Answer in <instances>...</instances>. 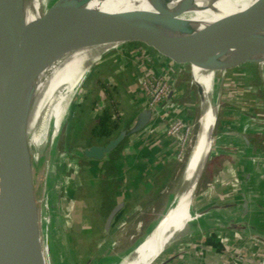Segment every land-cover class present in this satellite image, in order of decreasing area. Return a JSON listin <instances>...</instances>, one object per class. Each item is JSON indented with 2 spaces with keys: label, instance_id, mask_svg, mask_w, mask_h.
<instances>
[{
  "label": "water",
  "instance_id": "95a60500",
  "mask_svg": "<svg viewBox=\"0 0 264 264\" xmlns=\"http://www.w3.org/2000/svg\"><path fill=\"white\" fill-rule=\"evenodd\" d=\"M90 1L56 0L36 20L27 23L26 0H0V264H48L43 244L44 214L36 192L35 158L28 133L36 79L42 72L78 50L118 44L94 63L90 72L107 66L121 73L132 72L141 85L185 83L191 99L201 109L198 136L203 119L208 133L205 151L182 195L187 210H192L214 151L211 144L216 141L218 123L215 102L213 110H208V98L196 80V69L218 77L246 65L264 64V0H257L206 34L187 39L167 32L191 31L178 20L181 14L147 10L105 16L81 14L80 8ZM169 1L150 0V5L157 8ZM191 2L186 0L184 5ZM140 44L154 53L131 56L129 52ZM155 120L154 109L144 108L130 126L106 143L79 151L88 161H106L128 138ZM125 208L126 202H121L111 210L104 224L105 234L112 232ZM175 241L159 255L180 240Z\"/></svg>",
  "mask_w": 264,
  "mask_h": 264
},
{
  "label": "crops",
  "instance_id": "0c3cea01",
  "mask_svg": "<svg viewBox=\"0 0 264 264\" xmlns=\"http://www.w3.org/2000/svg\"><path fill=\"white\" fill-rule=\"evenodd\" d=\"M259 70V65L244 69L246 72ZM91 72L109 73L112 88L117 91L114 97L129 103L133 120L149 107L146 92L132 72L121 73L107 66ZM234 78L230 83L232 86L235 85ZM244 81L247 89L241 93L242 103L237 100L239 94L233 96L232 92H227V96H222L230 106L223 118L222 134L217 138L202 178L205 183L203 180L196 196V208L203 215L195 223L194 231L171 246L155 264H264V119L249 110V103H264L263 94H259L264 88L260 77L245 78ZM106 95L108 101L113 98L111 91ZM173 95L179 106L171 113L193 126L197 104L191 99L186 84H177ZM87 97V93L84 94L83 102L79 104H90ZM94 102L99 108L98 100ZM109 106L101 108L100 113ZM184 154L180 142L167 135L165 121L158 118L123 143L113 156V173L107 171L99 178L104 185L94 188L91 179L88 181L90 201L95 202L94 193L100 199L104 195L107 197L102 219L107 218L117 204L126 202L124 213L111 235L131 217L147 211L154 200L163 195L173 177V167L180 164ZM87 162L85 166L91 168L93 164ZM103 187L106 194L101 192ZM86 203L84 201L83 205ZM82 217L90 222L84 214Z\"/></svg>",
  "mask_w": 264,
  "mask_h": 264
},
{
  "label": "rangeland",
  "instance_id": "374dc122",
  "mask_svg": "<svg viewBox=\"0 0 264 264\" xmlns=\"http://www.w3.org/2000/svg\"><path fill=\"white\" fill-rule=\"evenodd\" d=\"M152 53L153 51L148 49L146 45L140 44L136 49L130 52V55L141 56ZM248 66L255 65H246L237 71H231L218 76L219 81H217L216 84L215 94V107H217L216 109L218 112L216 139L222 134L223 118L227 108L230 106L227 105L226 100L223 101V97L231 92L233 96L239 94L237 100L239 103H242L244 97L241 93L247 89V85L244 81L245 78L253 80L256 77H260L262 80V87L264 88V64L260 66L258 72L244 71ZM196 73V80L201 84V70L197 69ZM108 75L109 73H89L77 94L78 96L76 95V98L74 97L72 99L73 103L71 102L69 105V112L66 117L67 122L61 129L59 140L55 147V153L52 155L50 149L46 148L39 161L34 160L36 192L38 201L43 208L44 227L55 264H101L102 262L103 264H116L109 260L104 262L103 259L105 257L115 258L120 255L123 256L130 251L163 216L168 205L171 203L172 196L178 195L182 191L187 163L191 158L197 140L201 113V109L198 106L196 107V114L193 120L192 134L184 149L185 154L180 164L173 167V177L167 189L163 192V195L154 200V203L147 208V211L141 215L136 214L134 217H131L126 224L120 227L113 235H111L112 233L109 235L105 234L103 226L106 217L103 219L101 217L108 202L107 199H100L99 195L95 194H93L95 196V202H97L99 206L97 205V208H95L94 206L97 203L94 201L92 202V200L90 201L92 195L90 192L91 189L89 190L88 187V181L90 179L92 181L93 179L89 176V172L84 170L88 162L83 158L79 149L93 144L103 143L94 138L91 132L100 114L101 108L109 106V102L110 104L114 102L115 105H117L118 115L122 123L119 132L123 128L130 126L133 122L132 108L127 101L120 102L121 100L119 98L117 99L114 97L117 95V91L112 88L111 80H109ZM233 77H236V79L234 78L235 85L232 86L230 83ZM141 86L142 88L144 87L143 85ZM106 89L112 92L113 98L109 101L106 95ZM232 89L235 90V93ZM86 93L88 95L87 98L90 100H88V102L91 105L87 104L81 109L79 102H83V95ZM259 94L260 96L263 94L262 98L264 99V89H261ZM95 99L99 102V108L93 103ZM249 104L251 105L249 110L264 119V103ZM169 106V113L166 115H164V113L160 118L165 121L166 125L171 117H175L171 112H173L174 108H178L179 103L175 102ZM40 168H42L43 171H41ZM111 173H113V171H111ZM48 174H50L51 178L50 185L47 184L46 181ZM204 176L205 175H203V178ZM203 180L205 183V179H202L199 183L192 206V211L199 213L200 216L203 214L198 212L196 208V196L201 189V185L204 184L202 183ZM108 191L110 192V189H108ZM102 192L106 194L104 188ZM96 193H98V188ZM47 194L50 196L45 201ZM84 201L85 203L87 202L86 204L88 206L86 204L85 206L83 205ZM155 211L158 212L156 213ZM91 212H93V214ZM51 214H54V221L47 222L46 218ZM82 214H84L88 220L90 219V222L87 223L85 217H82Z\"/></svg>",
  "mask_w": 264,
  "mask_h": 264
},
{
  "label": "bare ground",
  "instance_id": "6f19581e",
  "mask_svg": "<svg viewBox=\"0 0 264 264\" xmlns=\"http://www.w3.org/2000/svg\"><path fill=\"white\" fill-rule=\"evenodd\" d=\"M55 1L56 0H26L25 12L27 23L36 20L39 14H41L42 11L46 12ZM185 1L186 0H170L162 4L161 7L153 8L150 5V0H91L88 4L80 8V13L83 15L97 14L105 16L125 11L147 10L150 13L162 15L164 13L168 15L181 14L178 16V20L188 25L191 31L173 30L167 32L175 34L177 37L187 39L200 37L206 34L234 15L245 11L257 0H192L190 4L184 5ZM184 6L187 7L184 8ZM118 46V44H109L78 50L66 55L54 66L42 72L37 77L34 94L35 106L30 115L28 127L30 144L35 161H39L46 148H50L52 155L55 153V147L59 140L61 129L67 122L66 117L68 116L69 105L72 99L79 93L82 84L90 73L92 65L103 55L116 49ZM201 73V85L208 98L207 107L208 110L212 111L215 102L216 84L219 78L212 72L201 71ZM201 125L202 131L195 143L188 171L185 175L183 189L180 194L172 196L171 203L168 205L165 215L151 227L146 236L130 251L123 256L120 255L115 258L105 257L103 259L104 262L109 260L116 264L157 263L156 261L163 256L162 253V255H159V253L166 245L194 231L195 223L198 222L202 216L192 210H187L182 195L187 191L207 145V124H205L204 119ZM216 142L217 139L215 143ZM215 143L211 144L212 148L215 146ZM40 170L43 171L42 168H40ZM46 181L47 184L50 185V174L47 175ZM49 196V194L46 195L45 201ZM53 216L54 214L49 215L46 221L53 222ZM185 225L187 226L186 228H184ZM42 227L43 244L44 250L47 253H45L47 262L48 264H55L53 253L46 236L44 217L42 220ZM101 264H103V262Z\"/></svg>",
  "mask_w": 264,
  "mask_h": 264
},
{
  "label": "trees",
  "instance_id": "16d2710c",
  "mask_svg": "<svg viewBox=\"0 0 264 264\" xmlns=\"http://www.w3.org/2000/svg\"><path fill=\"white\" fill-rule=\"evenodd\" d=\"M106 93L109 94L110 91L106 90ZM94 103L96 104V102H94ZM79 106L82 109L83 105L79 104ZM78 124H80V123H78ZM121 126H122V123L120 122V118H119V115H118L117 105H115V103L113 102V103L110 104L109 107H107V108H105V109H103L101 111L100 115L96 119V123H95L94 127L92 128V132L91 133H92V136L94 138L98 139V141L103 142L101 144H104V143H106L109 139L114 137L119 132ZM121 147L114 154L110 155L108 160L103 161V162L89 161V163L93 164V165H91V168H88V166L84 168V170L86 172H89V176L92 177L93 180L90 181V182L94 183L93 184L94 188H95V186H97L99 184L100 185H104L99 180L101 175H103L107 171H113L114 170L113 169V167H114L113 156L117 152H119ZM84 159L86 161H88L86 158H84ZM94 165H95V167H93ZM91 173H92V175H91ZM102 182H103V180H102ZM103 188L105 189V187H103ZM96 189H97V187H96ZM101 192H102V190H101ZM102 194H104V192H102ZM104 196L102 197V199L106 200L107 197L104 198Z\"/></svg>",
  "mask_w": 264,
  "mask_h": 264
},
{
  "label": "built area",
  "instance_id": "2783aa9c",
  "mask_svg": "<svg viewBox=\"0 0 264 264\" xmlns=\"http://www.w3.org/2000/svg\"><path fill=\"white\" fill-rule=\"evenodd\" d=\"M146 92V97L148 105L150 108L154 109L156 120L167 114L168 109H170L171 104L174 102V92L176 86L171 85H156L148 86L143 85ZM175 107V106H172ZM171 107V108H172ZM175 109V108H174ZM173 109V110H174ZM192 134V126L187 124L180 117H174L167 124V135L181 143L182 149L186 148L187 142ZM232 264V263H227Z\"/></svg>",
  "mask_w": 264,
  "mask_h": 264
}]
</instances>
